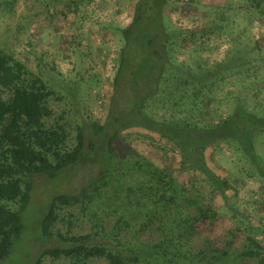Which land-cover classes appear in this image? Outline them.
Here are the masks:
<instances>
[{
    "label": "trees",
    "instance_id": "obj_1",
    "mask_svg": "<svg viewBox=\"0 0 264 264\" xmlns=\"http://www.w3.org/2000/svg\"><path fill=\"white\" fill-rule=\"evenodd\" d=\"M248 1L243 15L253 26L264 16L259 11L264 0ZM170 2L135 0L131 22L118 29L123 45L103 124L66 126L51 107L59 99L56 91L0 47V264L24 233L22 212L30 204L31 179L56 181L94 166L97 177L93 173L79 192L51 197L40 234L64 245L43 248L35 264H43L44 257L62 264H264V244L256 229L249 224L245 234L219 222L212 194L236 210L228 205L232 185L210 169L205 155L226 143L264 177L257 145L264 134V110L254 102L264 90V72L258 70L264 53L254 42L210 65L201 58L198 38L229 29L224 8L230 7L203 6L205 27L185 32L171 24L166 14ZM180 54H188L192 64L180 61ZM129 128L176 147L180 172L202 175L211 187L210 199L196 181L186 187L170 172L135 156L120 140ZM71 209L85 216L88 233L71 230L72 218L62 217ZM239 214L248 221L249 216ZM61 223L67 224L66 233L58 228Z\"/></svg>",
    "mask_w": 264,
    "mask_h": 264
},
{
    "label": "rangeland",
    "instance_id": "obj_2",
    "mask_svg": "<svg viewBox=\"0 0 264 264\" xmlns=\"http://www.w3.org/2000/svg\"><path fill=\"white\" fill-rule=\"evenodd\" d=\"M134 2L0 0V47L14 54L56 91L59 99L54 98L51 107L55 116L62 117L61 122L66 126L88 122L103 124L106 121L115 93L113 85L118 55L123 45L118 29L131 22ZM206 5L230 7L224 9L228 11L227 19L231 27L198 38L203 60L214 65L223 61L227 53L246 45L252 47L254 42L260 44L264 53V16L262 19L256 18L253 26H249V16L243 15L245 8H249L248 0H171L166 14L174 27L194 32L205 27L207 19L203 6ZM238 9L240 12H237ZM259 11H264V3ZM179 60L192 64L188 54H180ZM258 68L263 73L264 62ZM253 92H249V98ZM254 102H261L264 110V90ZM120 140L131 147L135 156L136 152L158 168L170 172L186 187L196 181L198 190L210 199L211 187L202 175H195L191 171L180 172V156L172 144L138 128L122 131ZM257 145L264 159V134L257 139ZM205 155L210 169L232 185L228 192V205L234 204L236 210H231L219 195L212 194L219 222L225 227H240L245 234H248L250 224L256 229L258 240L264 244V177L241 160L226 143L208 149ZM93 173L97 177L96 166L93 169L81 168L72 175L62 174L56 181L45 176H34L31 179L33 189L30 204L22 212L24 233L15 239L11 253L1 264H35L43 248L64 245L56 237L49 242L43 238L39 227L41 218L54 194L79 192L93 178ZM120 191L123 192L124 188ZM11 207L16 209L17 204ZM236 211L237 216L234 215ZM239 213L249 216L248 221L243 220ZM63 215L66 219L72 218L71 230L75 234H85L91 230V225L80 210H65ZM67 227L65 223L58 226L63 233L68 231ZM62 263L50 257L43 258V264ZM96 264L104 263L98 261Z\"/></svg>",
    "mask_w": 264,
    "mask_h": 264
}]
</instances>
